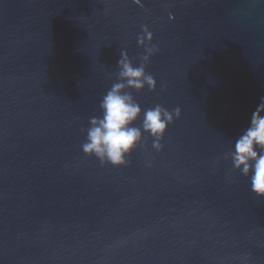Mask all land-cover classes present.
Returning <instances> with one entry per match:
<instances>
[{
	"label": "water",
	"instance_id": "water-1",
	"mask_svg": "<svg viewBox=\"0 0 264 264\" xmlns=\"http://www.w3.org/2000/svg\"><path fill=\"white\" fill-rule=\"evenodd\" d=\"M145 27L157 88L132 94L181 116L101 166L82 129ZM261 97L264 0H0V264H264L230 159Z\"/></svg>",
	"mask_w": 264,
	"mask_h": 264
},
{
	"label": "clouds",
	"instance_id": "clouds-1",
	"mask_svg": "<svg viewBox=\"0 0 264 264\" xmlns=\"http://www.w3.org/2000/svg\"><path fill=\"white\" fill-rule=\"evenodd\" d=\"M142 33L137 40L144 49L139 63L134 64L126 51L121 52L117 80L100 101V115L90 117L89 126L82 129L86 133L81 145L83 154L95 158L101 166H128V158L143 143L145 135L152 138V147L159 152L169 126L181 116L179 107L169 111L157 104L142 110L132 94L145 88L154 92L157 88L145 65L160 50L152 43L153 35L146 27ZM141 117L142 124L136 126ZM230 159L232 168L249 181L252 193L264 198V97L252 112L247 128L235 140ZM146 164L151 167L147 161Z\"/></svg>",
	"mask_w": 264,
	"mask_h": 264
}]
</instances>
